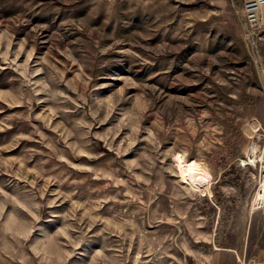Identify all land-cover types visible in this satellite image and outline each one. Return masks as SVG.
Instances as JSON below:
<instances>
[{"label": "rangeland", "instance_id": "374dc122", "mask_svg": "<svg viewBox=\"0 0 264 264\" xmlns=\"http://www.w3.org/2000/svg\"><path fill=\"white\" fill-rule=\"evenodd\" d=\"M0 0V264L264 261V11Z\"/></svg>", "mask_w": 264, "mask_h": 264}, {"label": "built area", "instance_id": "2783aa9c", "mask_svg": "<svg viewBox=\"0 0 264 264\" xmlns=\"http://www.w3.org/2000/svg\"><path fill=\"white\" fill-rule=\"evenodd\" d=\"M242 14L246 26L256 32L262 25V12L264 11V0H242ZM262 80L264 82V67L261 70ZM243 264H246L245 262ZM256 264H264V261H259Z\"/></svg>", "mask_w": 264, "mask_h": 264}]
</instances>
